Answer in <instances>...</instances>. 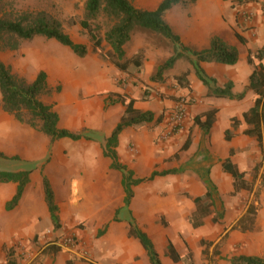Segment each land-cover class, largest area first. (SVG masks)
Instances as JSON below:
<instances>
[{"label":"crops","instance_id":"0c3cea01","mask_svg":"<svg viewBox=\"0 0 264 264\" xmlns=\"http://www.w3.org/2000/svg\"><path fill=\"white\" fill-rule=\"evenodd\" d=\"M201 1L198 0L196 5ZM196 5L190 12L184 9L178 12L176 19L172 18V13L175 12L172 8V11L166 12L165 19L181 36L183 42L194 49L209 47L215 35L235 46L240 53L236 64L204 63L202 67L209 77L217 80L219 86L224 87L232 83L233 94L244 96L242 99L208 97V88L199 80L195 71L192 68L186 69L191 70L189 91L197 93L198 96H205L217 109L216 121L209 136L213 142H217L221 154L219 153L217 160L218 169L212 172L211 178L208 176L203 179L199 174H195L193 180L184 181L177 192H195L196 197L202 196L207 191L208 179H211L219 186L220 193L231 194L234 192L233 176L224 172V161L230 158L240 171H245L249 169V165L258 162L261 156L257 146L259 142L246 133L248 126L245 122L237 129L230 142L225 140V132L230 129L233 117L242 119L243 113L254 105V91L249 88L254 66L248 63V56L250 50L258 49L264 44L256 48L249 46V49L244 51L241 44L245 42L241 43L238 37L242 36L234 32L233 18L226 17L225 13L214 8L195 9ZM242 38L246 41L245 37ZM116 67L113 70L114 75L106 78V81L98 80L97 71L93 72L89 84L83 83L81 77L78 78L77 89H83L89 98L75 105L72 110L69 109L70 111L61 109L60 103H55L64 97V78L61 77H65L69 69L66 61L58 55L44 57L43 66L40 68L48 74L49 84L53 89L56 88L57 80L61 82L62 93L55 92L53 102L44 100L54 105L60 116V127L88 135L91 139L64 138L51 142L46 134L21 123L14 115L4 111L0 93V154L6 157H0V172L32 171L30 182L16 205H13V200L17 196L19 184L13 181L0 182V264H6L9 248H12L14 256L22 264H26L24 259L27 256H32L30 264H69L68 261H72V264H151L141 242L130 235L131 223L150 236L157 251L159 246L161 247L162 252H158L164 264H186L191 255L195 264H232L230 259L234 256L264 258V183L259 185L262 182L259 177L252 191L243 190L234 194L232 204L225 203L224 218L219 223H214V215H211L204 219L202 226L194 228L190 221L196 210L193 199L190 212L178 208L176 214L181 216L178 218L179 231L188 234L192 229L217 227L218 234L214 235L212 241L214 246L219 244V254L209 252L205 259L203 251L207 244H200L203 239L199 240L200 249L189 253L187 258V250L177 247L173 238L164 244L160 232L154 231V236L147 228L149 224L142 218L145 213L138 209L136 202V188L145 182L133 187L135 195L130 206H125L122 173L113 168L112 159L105 155L107 139L111 137L125 110L121 103L107 106L108 93L129 92L117 84L115 75L119 68ZM99 74L103 72L99 71ZM127 89L130 90L128 86ZM128 96L136 99L137 109L154 112L150 103H141L135 96ZM209 108L211 109L207 107L205 111ZM68 113L73 115L74 122L71 124L64 123L66 116H70ZM222 118L225 121L223 125ZM220 126L223 129L218 134ZM156 134L154 127L145 125L126 128L119 136L116 150L120 162L133 172L135 179L148 178L157 171L154 144ZM15 158L18 160H13ZM45 177L54 191L58 224L53 221L47 201ZM160 177L163 176H156L151 181ZM255 195L257 200L254 205L258 207L255 227L243 230L238 226L233 229L246 215ZM215 211H218L217 202ZM68 235L82 240L85 248L91 253L90 259H83L78 254L53 247L52 242L55 239ZM169 242L178 250L182 258L180 262H174L167 254ZM188 243L191 246L190 242Z\"/></svg>","mask_w":264,"mask_h":264},{"label":"trees","instance_id":"16d2710c","mask_svg":"<svg viewBox=\"0 0 264 264\" xmlns=\"http://www.w3.org/2000/svg\"><path fill=\"white\" fill-rule=\"evenodd\" d=\"M43 1V0H40ZM198 0H162L158 6L153 9H145L136 6L132 0H86L84 17L80 18L79 23L82 32H87L95 47L100 48L104 43L109 47L107 57L113 59L114 64L122 71L126 72L130 65L140 68L142 60L135 56L128 57L126 45L131 41L137 30L148 31L163 39L171 42L174 46V53L157 67L155 75L151 77L152 81L157 83L165 82V75L172 70L177 62L183 58H188L199 80L208 88V97L216 98H236L242 99L244 95H234L232 92V83L224 87L218 85L215 78L209 77L202 67L204 63H220L225 65H234L239 61V50L225 41L222 37L215 35L211 39L209 47L197 50L187 46L181 36L173 29L170 23L165 19L167 11L177 5H181L184 10L191 11ZM230 1V0H224ZM234 4L245 5L249 0H234ZM45 37L56 40L62 45L69 47L77 56L85 58L88 50L85 45L75 43L69 33L66 32L62 22L45 11L25 12L18 16H4L0 14V50L4 43L14 48L18 47L17 41H31L36 37ZM241 43H244L242 37H238ZM16 41V44L10 42ZM140 53V52H139ZM248 63L254 66V71L250 78L249 88L254 91V105L250 110L243 113L242 119L233 117L231 127L225 132V140L230 142L236 135L237 129L243 122L248 126L246 133L257 139L259 144L264 140V45L258 49L250 50ZM191 70H186L181 75H177L175 80L182 88H189V75ZM0 92L2 95V108L4 111L14 115L18 121L27 124L40 131L51 139V142L69 138L79 140L81 138L91 139L88 135L78 134L66 128H61L60 116L55 110L54 105L46 103L43 97L50 96L55 92H61L58 87L54 90L49 84L48 74L45 71L39 72L32 81L13 72L10 66L0 60ZM109 103L107 106L115 103H121L125 108L120 122L114 129L110 138L107 139L105 146V155L112 159L113 168L119 170L123 176V188L125 192L124 204L130 206L135 195L133 187L143 182L151 181L156 176H166L175 173V170H166L163 172H153L148 178L135 179L133 172L120 162L116 147L118 145L120 134L129 127H141L151 123H157L161 117H157L152 111H143L135 107L136 99L127 94L108 93ZM115 98V99H114ZM217 109H209L195 119V124L209 135L216 121ZM190 144H187V148ZM232 154V151H231ZM0 157L6 158L0 154ZM18 160V158L13 159ZM223 170L233 176L234 192L237 194L243 190L252 191L256 184L257 172L253 179H249L248 173L240 171L238 167L227 158L223 163ZM31 170L20 172H0V182H17L19 184L18 193L13 200L16 205L30 182ZM207 191L202 196L193 198L196 210L190 218L194 228H199L204 224V219L213 216V222L219 223L224 218V211L216 213V194L214 184L211 179L207 181ZM47 201L51 210L53 221L58 224V207L55 204V195L48 178H44ZM254 204H251L246 215L233 227L241 226L243 230H249L255 227L257 210ZM216 213V214H215ZM130 235L137 238L150 259L151 264H164L156 246L150 236L136 224L131 223ZM206 245L205 241H201ZM57 250L61 249L58 246ZM167 254L174 262L182 260L178 250L172 242L167 245ZM207 255V249L203 251ZM218 247L214 255H218ZM232 264H264V258L256 256H234L230 259ZM72 264V261H68ZM6 264L19 263L14 256L12 248L7 252ZM186 264H195L192 255Z\"/></svg>","mask_w":264,"mask_h":264},{"label":"rangeland","instance_id":"374dc122","mask_svg":"<svg viewBox=\"0 0 264 264\" xmlns=\"http://www.w3.org/2000/svg\"><path fill=\"white\" fill-rule=\"evenodd\" d=\"M85 1L0 0L1 15L18 16L25 12L45 11L62 22L66 32L71 35L75 43L86 46L88 54L85 58H81L69 47L58 41L38 36L31 41L19 39L17 41L18 47L14 49L8 46L9 44L6 42L0 50V60L10 66L14 73L25 77L29 81H32L39 72L44 71L40 69L43 66L44 57L51 58L58 55L65 60L69 68L65 77H61L64 78L65 93L61 101L55 102L56 104L60 103V108L65 111L72 110L75 105L89 98L84 94L83 89L80 91L77 89L76 82L78 78L81 77L83 83L89 84L93 72L97 71L98 80L106 81V78L114 75L113 70L116 67L113 59L107 57L106 52L109 47L106 43L97 48L90 35L86 31H81L79 20L84 17ZM132 1L138 7L153 10L162 0ZM234 3V0H202L196 5L195 9L207 10L214 8L225 13L226 17L233 18L235 21L234 32L246 38L245 43L241 44L244 51H247L249 46L256 48L263 45L264 0H249L245 5ZM173 9H175V12L172 13V18L176 19L178 12L183 11V7L180 5ZM231 36L234 37V34ZM10 43L16 44V41ZM126 51L130 58L139 57L142 60V66L137 68L131 64L130 68L124 73L118 69L115 75L117 84L121 85L126 92L129 91L127 95L135 96L139 102L150 103L155 115L161 117L159 122L146 125L154 127L157 131L154 141L156 147L155 168L158 172L176 171L169 176L166 175L154 181H147L136 188L138 209L145 213L142 218L149 224L147 228L153 232L154 236L156 231L160 232L164 244L167 240L173 238L177 247L187 250V258L189 253L200 249V239L207 241L205 248L207 253H214L219 246L218 243L214 246L215 243L212 241L218 234L217 227L192 229L187 234L179 231L180 225L178 223L180 220L178 218L181 216L176 213L178 208L190 212L191 201L197 195L195 192L192 194L178 193L179 186L186 180L191 181L195 174H199L203 179H207L208 176L211 178L212 172L218 169L217 160L221 152H219L220 148L217 142H213L211 137L195 124V119L202 116L207 107H211V109L215 107L210 104V100L205 96H198L197 93L194 94L188 88H182L175 80L177 75H181L187 68H192L188 58L179 60L174 68L166 73L165 82L152 81L151 77L155 75L157 67L174 53V46L171 42L152 32L137 30L131 41L126 45ZM99 71L103 74H99ZM127 86L130 90L127 89ZM58 87L61 88V92H58L60 94L62 93V85L57 80L54 90ZM53 94L43 97V100L53 102ZM184 103L187 104V116L181 122V125L177 126L176 122L173 121L174 112H176L179 105ZM67 115H70V113ZM72 117V114L66 116L64 123H73ZM221 123L222 125L225 124L223 118ZM222 129L220 126L218 134L222 132ZM189 141L190 144L187 148ZM257 146L261 155L259 161L249 165V169L245 172L248 173L249 179H253L257 172L258 177L262 180L259 185H262L264 183V140L262 144L258 143ZM137 176L140 177V175ZM214 186L218 210L216 213H220L223 211L226 202L231 203L233 201L234 194L220 193L219 186L217 185V187L215 184ZM256 200L257 195H255L252 203L254 204ZM158 251H161L160 246ZM204 257L205 255L203 259H205ZM200 264L206 263L201 262Z\"/></svg>","mask_w":264,"mask_h":264},{"label":"built area","instance_id":"2783aa9c","mask_svg":"<svg viewBox=\"0 0 264 264\" xmlns=\"http://www.w3.org/2000/svg\"><path fill=\"white\" fill-rule=\"evenodd\" d=\"M186 116H187V104L184 103L179 105V107H177L176 112H174L173 121L176 122L177 126H180L181 122L184 120ZM52 245L58 246L59 248L66 250L67 252L78 254L83 259L85 258L90 259L91 257L90 251L87 248H85L82 240L78 239L76 236L73 235H68L61 239H55L52 242ZM31 260H32V256L31 257L27 256L24 259V263L30 264Z\"/></svg>","mask_w":264,"mask_h":264}]
</instances>
